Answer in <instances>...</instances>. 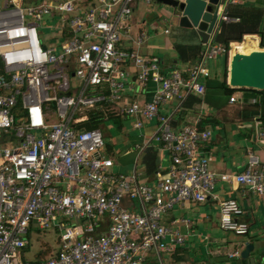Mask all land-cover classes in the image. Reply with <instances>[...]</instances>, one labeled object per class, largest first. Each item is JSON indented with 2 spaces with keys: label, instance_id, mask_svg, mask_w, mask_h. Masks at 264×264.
I'll list each match as a JSON object with an SVG mask.
<instances>
[{
  "label": "built area",
  "instance_id": "2783aa9c",
  "mask_svg": "<svg viewBox=\"0 0 264 264\" xmlns=\"http://www.w3.org/2000/svg\"><path fill=\"white\" fill-rule=\"evenodd\" d=\"M20 1L6 0L0 18V264H143L151 254L172 253L184 242L163 218L191 201L217 200L221 229L247 234L239 203L219 200L215 191L219 182H229L264 197V162L249 151L242 172L214 171L200 151L211 131L195 125L175 131L161 110L174 97L203 94L208 61L233 48L216 42L222 23L239 21L226 8L244 0H219L218 23L200 61L185 74L168 75L157 57L121 45L132 32L136 0H44L24 7ZM44 19L59 31L49 45L42 37ZM144 37L142 32L133 38L137 47ZM129 66L136 69L139 89L156 84L149 101L120 110L134 118L136 129L157 122L137 147L139 152L159 145L169 155L154 183L144 180L137 159L132 172H116L101 128L82 125L92 110L122 98ZM260 136L264 146V128ZM40 231L53 232L56 247L46 259L28 260L24 252Z\"/></svg>",
  "mask_w": 264,
  "mask_h": 264
},
{
  "label": "crops",
  "instance_id": "0c3cea01",
  "mask_svg": "<svg viewBox=\"0 0 264 264\" xmlns=\"http://www.w3.org/2000/svg\"><path fill=\"white\" fill-rule=\"evenodd\" d=\"M5 1L0 0V13L3 14L6 11ZM42 1L44 0H21L20 5L24 7L39 4ZM254 1L244 0L238 5ZM151 3L135 1L131 17L132 32L129 36L123 37L121 45L125 48L137 49L144 56L157 57L163 72L167 75L173 70H181L185 74L187 66L200 61L201 52L204 51L206 44L202 42L195 29L180 27L176 20L169 21L152 13L153 4ZM223 24L226 23H222L220 28ZM56 32H59L57 28ZM142 32L145 33V37L137 47L133 38ZM51 37L49 35L44 37L47 45L52 42ZM263 39L262 35L247 34L243 37L244 42H232L230 46L233 48L228 55H219L208 61L207 66L210 73L207 78L202 79L205 86L203 94L192 92L186 94L183 99L174 97L161 108L162 113L170 117L171 126L175 131L184 125H195L200 129L211 131L210 140L202 145L200 151L203 155L211 158L210 166L216 172L228 174L242 172L247 164L249 151L254 152L264 162V146L260 142V132L264 128L261 120L264 115V95L245 88H234L237 90L230 94L224 85L226 82L230 87L228 75L231 54L238 51V47L242 52H246L249 46L260 49L257 43L261 44ZM192 48L193 50H191ZM127 68L131 75L122 98L117 103H104L100 108L92 110L88 120L93 116L94 111L103 113L102 122L107 116L119 119L125 116L120 114V110L132 102L136 100L149 101L152 98L156 84L149 82L144 89H139L134 81L136 69L133 66ZM72 81L76 82V79ZM232 95L236 97V101L233 103L229 101ZM120 127L123 129V124H120ZM99 128L102 130V123ZM156 128V121L146 122L142 128H135L139 132V141L135 142L131 146L132 148L127 149L120 158L122 164H130L132 170L137 159L138 168L144 172V180L147 183H154L155 172L152 175H147L142 163L146 148L139 149L138 152L137 147ZM150 147L156 151L157 169L166 170L170 162L167 151L159 145ZM120 160L115 162V167L120 163ZM215 194L219 200L233 198L239 203L243 214L238 219L248 222L249 231L247 234L236 235L221 229L217 200L179 204L164 216L163 223L167 227L179 230L184 242L177 245L172 253L163 252L160 257L151 254L143 264H164L169 261L176 264H264V252L260 256L251 253L249 258L241 257V252L247 243L264 242V197L248 192L244 186L229 182H219ZM126 203L131 209H136L135 205L131 206L132 203L129 200ZM31 243L30 239V244L24 252L26 259H28L27 252ZM236 250L240 251V256L230 257L229 255ZM39 251L40 249L35 251L32 258L28 260H35V254Z\"/></svg>",
  "mask_w": 264,
  "mask_h": 264
},
{
  "label": "water",
  "instance_id": "95a60500",
  "mask_svg": "<svg viewBox=\"0 0 264 264\" xmlns=\"http://www.w3.org/2000/svg\"><path fill=\"white\" fill-rule=\"evenodd\" d=\"M218 2L219 0H152L151 4L152 13L169 21L176 20L180 27L195 29L206 44L218 23L214 8ZM228 83L232 88L264 90V49L250 53L236 51L231 54ZM263 252L264 242H250L243 248L241 257L249 258L251 253L260 256Z\"/></svg>",
  "mask_w": 264,
  "mask_h": 264
},
{
  "label": "trees",
  "instance_id": "16d2710c",
  "mask_svg": "<svg viewBox=\"0 0 264 264\" xmlns=\"http://www.w3.org/2000/svg\"><path fill=\"white\" fill-rule=\"evenodd\" d=\"M228 15L237 17L239 21L226 23L221 26L216 35V42L224 45L227 50L230 49L232 42H242L243 37L247 34H258L264 37L263 22H264V0H255L253 3L248 4H232L228 7ZM261 47L264 48V39L261 41ZM185 50V49H183ZM193 50V48L191 49ZM228 55V54H226ZM225 88L228 93H232L237 89L230 88L225 82ZM250 91L264 95V90L258 91L250 89ZM264 103V102H263ZM104 115L101 111H94L90 120L84 122L83 127L86 129L99 128L102 123ZM261 120L264 124V115ZM136 153V152H135ZM143 167L147 175H152L158 168V160L156 157V151L153 147L146 148L143 156ZM56 242V237H55ZM57 243V242H56ZM55 243V245H56ZM55 247V246H54ZM54 247L51 246V252L54 251ZM46 249L43 247L38 253L35 254V260L46 259L49 256H45Z\"/></svg>",
  "mask_w": 264,
  "mask_h": 264
},
{
  "label": "rangeland",
  "instance_id": "374dc122",
  "mask_svg": "<svg viewBox=\"0 0 264 264\" xmlns=\"http://www.w3.org/2000/svg\"><path fill=\"white\" fill-rule=\"evenodd\" d=\"M2 16L3 13H0V18ZM41 27V30L44 34L42 35L43 38L46 37V35L56 37L59 36V34L56 32L55 22L44 19L42 21ZM242 42H244V40ZM260 49L264 48L260 47ZM133 121L134 119H130L126 116H123L119 119L109 118L107 116L102 122V130L104 133L105 142L106 145H108L106 146V153H109L115 162H118L123 156L124 152L127 149H130V147L133 146L135 142L139 141V132L133 127ZM120 124H123V129H121ZM114 170L116 172L118 171L127 173L132 170V166L130 164L124 165L120 160V163H118ZM55 237V234L51 231L34 232L31 236L32 243L27 252V258L31 259L34 252L43 247L47 250L45 256H49L51 252V246L56 247Z\"/></svg>",
  "mask_w": 264,
  "mask_h": 264
},
{
  "label": "bare ground",
  "instance_id": "6f19581e",
  "mask_svg": "<svg viewBox=\"0 0 264 264\" xmlns=\"http://www.w3.org/2000/svg\"><path fill=\"white\" fill-rule=\"evenodd\" d=\"M252 41H253V40H252ZM246 43H247V42H246ZM253 43H254V41H253ZM247 44H248V43H247ZM257 45H258V44H257ZM237 49H239L238 51H241V52H242V50L240 49V47H238ZM255 50H257L255 46H249V48L247 49V51H246V52L243 51V53H250V52L255 51Z\"/></svg>",
  "mask_w": 264,
  "mask_h": 264
}]
</instances>
